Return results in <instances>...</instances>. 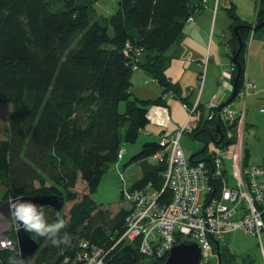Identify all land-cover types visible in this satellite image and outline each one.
<instances>
[{
	"label": "trees",
	"instance_id": "trees-1",
	"mask_svg": "<svg viewBox=\"0 0 264 264\" xmlns=\"http://www.w3.org/2000/svg\"><path fill=\"white\" fill-rule=\"evenodd\" d=\"M99 1L0 0V104L12 108L0 139L2 200L55 196L72 203L66 216L61 214L63 205L59 212L43 208L31 217L25 231L38 245L36 253L23 263L17 248L0 250V264H60L83 243L109 250L105 264L145 262L135 245L123 243L110 250L129 210L113 214L91 195L103 174L119 162V150L134 144L148 125V106L164 105L169 98L162 95L169 92L179 99L177 85L165 74L166 54L188 19L205 7L203 0H118L115 11L103 17L94 9ZM226 13L233 78L238 75L235 99L243 89L248 40L264 41V0L254 26L241 21L233 6ZM126 44L133 51L143 50L137 61L132 53L125 55ZM135 65L161 86L159 99L132 97ZM180 101L188 106L186 99ZM199 108L198 123L186 134L204 145L191 160L207 161L209 142L221 148L235 143L236 124L225 128L207 121ZM159 143H145L131 157L129 164L138 163L141 176L124 191L148 183L162 188L164 164L148 162L162 150ZM79 181L85 192L77 197ZM8 239L16 244L14 230ZM214 253L217 260L216 248ZM218 255L221 264H239L226 247L219 246Z\"/></svg>",
	"mask_w": 264,
	"mask_h": 264
},
{
	"label": "built area",
	"instance_id": "built-area-1",
	"mask_svg": "<svg viewBox=\"0 0 264 264\" xmlns=\"http://www.w3.org/2000/svg\"><path fill=\"white\" fill-rule=\"evenodd\" d=\"M221 0H213L215 14ZM260 2V0H252ZM207 0L202 4L207 7ZM189 18L187 23H192ZM143 50L133 51L126 44L124 53H132L135 60ZM138 70L137 66H133ZM205 67L199 74V91L203 87ZM254 86L243 84L241 94ZM171 92L162 99L174 98ZM188 113L183 127L170 138H160L161 151L151 157L157 164H164L162 188L157 190L152 183L124 191L129 205L121 234L115 239L113 250L119 244L135 245L145 262H157L168 257L170 250L183 241L196 243L202 252L200 264H211L216 258V242L232 233L257 237L261 241L264 232V161L262 164L246 162L244 145V111L235 115L227 107H220L212 100L206 107L207 121L222 123L229 127L236 124L234 150L225 160L223 153H211L207 161L186 158L180 140L198 123V100L192 106L183 105ZM222 140V139H221ZM219 144V142H217ZM214 147L221 149L213 143ZM124 149L117 155L123 158ZM229 163V169H227ZM166 194V197H165ZM1 229V228H0ZM181 241V242H179ZM72 256L64 257L60 264H105L109 250L88 243L80 245ZM17 245L3 236L0 230V250L14 251Z\"/></svg>",
	"mask_w": 264,
	"mask_h": 264
},
{
	"label": "crops",
	"instance_id": "crops-1",
	"mask_svg": "<svg viewBox=\"0 0 264 264\" xmlns=\"http://www.w3.org/2000/svg\"><path fill=\"white\" fill-rule=\"evenodd\" d=\"M237 4L236 0H221L218 9L221 6L227 10L230 6H233L237 14ZM217 11L215 14H211L209 3H207V7L193 17V22L187 25L178 41L168 50L165 74L173 84L177 85L179 99L169 98L164 102V105L148 106V125L140 132L145 138L141 144L133 149L134 154L140 151L143 144L157 142L162 136H172L183 127L186 121L184 108L182 107L185 112L182 111L181 118L173 117L174 111H181L177 101L181 103L180 100L182 99L188 101V106H192L198 100L199 107L204 110V116L207 115L208 110L206 107L212 100L218 106L225 105L235 115H239L240 112L244 111V145L248 163L252 160L249 153L250 149L247 147L250 133H252L253 138L264 140V41L260 39L252 40V38L248 40L245 50L246 69L243 81L253 85L254 89L248 91L244 89V93L234 99L232 97L234 92L233 69L230 59L231 53L228 48V42L231 39L229 24L226 27L228 17L217 14ZM256 13L251 21L244 19L239 14L237 15L241 21L254 26ZM225 28H227L226 32L228 34L225 33ZM202 65L205 67V79L203 87L199 91V88H197L198 76ZM150 83L156 85L158 91ZM151 88L156 89V91L153 95L147 97L146 94ZM162 90L161 86L142 70L133 72L131 87L133 98L157 100L161 97ZM248 128L249 130H247ZM263 161L264 153L256 159L254 164H262ZM135 165L139 169L137 181L141 176V171L138 163ZM232 235L249 238L239 233ZM234 254L237 253L234 251ZM249 255L248 250L241 253L242 260L247 262ZM236 256L238 257V254Z\"/></svg>",
	"mask_w": 264,
	"mask_h": 264
},
{
	"label": "rangeland",
	"instance_id": "rangeland-1",
	"mask_svg": "<svg viewBox=\"0 0 264 264\" xmlns=\"http://www.w3.org/2000/svg\"><path fill=\"white\" fill-rule=\"evenodd\" d=\"M118 0H100L94 7L96 14L98 16L103 17H109L116 9V4ZM238 3L237 5V14H239L244 19H248V21H251L255 17V12H257L256 7H258L259 2H255L252 0H236ZM209 3V9L211 11V14H213L212 8H213V0H208ZM207 9V8H206ZM256 10V11H255ZM217 14L222 15L227 18L226 16V10L223 9L221 6L217 11ZM218 15V16H219ZM213 16V15H212ZM227 24L226 27L229 24V19H226ZM227 28H225V33L228 34ZM203 65L201 72L203 70ZM180 71V69H178ZM200 72V73H201ZM150 85L154 88H157L156 85L151 84ZM198 88V87H197ZM156 91V89L151 88L148 93L146 94L147 97H150L153 95V93ZM161 94L160 88H159V95ZM176 102V101H174ZM177 104L181 111L176 110L173 112V117H182L183 112H185L182 109V104L177 101ZM123 107V104L121 105V109ZM12 108L11 105L7 104H0V139L3 138L2 135V129L4 126L8 124L9 117L11 115ZM184 116L187 118L188 113H184ZM185 118V120H186ZM191 128V127H190ZM190 128H188L190 130ZM249 130V128L247 129ZM191 131V130H190ZM247 134V132H246ZM248 136L247 141V147L250 149L249 153L251 156L250 164L256 163V159L261 157V155L264 153V140H261L260 138H253L251 135ZM144 136L141 133L139 135L138 140L134 144H127L123 147L124 149V155L123 158L117 162L116 164H113L109 167V169L103 174L101 178V182L97 188V191L91 195V199L100 207L104 209L110 210L113 214L118 212L121 208L129 210V205L126 202V199L124 196L121 197V193L124 191L125 188H129L132 186L139 174V169L135 165L136 163H130L131 157L134 155L133 149L137 147L139 144H141L144 141ZM180 145L184 151V154L186 158H189L191 155L195 154L198 150L203 148L202 142H197L193 140L189 135L185 134L182 136L180 140ZM234 150L233 146H228L226 149H218L214 147L213 143L209 142L207 154L217 153L220 155V153L224 152L222 155L225 160H229L232 152ZM148 162L154 163L152 160L148 159ZM227 169H229V163L226 164ZM74 191L77 194V197H80L84 192V185L79 181L77 182ZM5 193V188L3 186H0V204L4 201L2 200V197ZM72 203H64V208L61 212L63 215H67L68 210L70 209ZM10 222V221H9ZM0 230L3 236L5 237H11V232L13 231V227L11 223H6V221L0 220ZM236 234V233H232ZM229 234L224 239L220 240V246L228 248L232 253L234 251L238 254L237 261L239 264H241L242 256L241 253L248 250L249 256L247 259V262H251V264H264V232H262L261 241L259 243V240L257 237L254 236H247L242 237L240 235H232ZM7 237V238H8ZM236 254V255H237ZM214 260L211 261V264H218L216 258H213Z\"/></svg>",
	"mask_w": 264,
	"mask_h": 264
},
{
	"label": "water",
	"instance_id": "water-1",
	"mask_svg": "<svg viewBox=\"0 0 264 264\" xmlns=\"http://www.w3.org/2000/svg\"><path fill=\"white\" fill-rule=\"evenodd\" d=\"M235 57L237 53H233ZM238 75L234 79L233 87L234 92L233 96L236 95V83H237ZM231 101V100H230ZM229 101V102H230ZM217 134L220 135L218 132ZM221 139H222V135ZM64 205L63 198L59 197H20L13 198L10 201H6L0 204V217L3 219H10V223L13 227L17 250L20 256L21 262H26V260L33 256L37 249L38 245L33 241L30 236L25 231L26 221L21 219L19 215V210L21 207H30L31 217L38 214L40 210L43 208H51L55 212H59ZM219 244L216 242V252H217V262L221 264L218 255ZM202 258V252L200 247L193 242L183 241L180 244L174 246L166 260L162 264H200ZM140 264H157L155 262H144Z\"/></svg>",
	"mask_w": 264,
	"mask_h": 264
},
{
	"label": "clouds",
	"instance_id": "clouds-1",
	"mask_svg": "<svg viewBox=\"0 0 264 264\" xmlns=\"http://www.w3.org/2000/svg\"><path fill=\"white\" fill-rule=\"evenodd\" d=\"M31 211L30 207H21L19 210V215L21 219H24L26 222H31Z\"/></svg>",
	"mask_w": 264,
	"mask_h": 264
},
{
	"label": "flooded vegetation",
	"instance_id": "flooded-vegetation-1",
	"mask_svg": "<svg viewBox=\"0 0 264 264\" xmlns=\"http://www.w3.org/2000/svg\"><path fill=\"white\" fill-rule=\"evenodd\" d=\"M0 220L1 221H6V223H10L9 221H10V219L9 220H7V219H3L2 217H0Z\"/></svg>",
	"mask_w": 264,
	"mask_h": 264
}]
</instances>
